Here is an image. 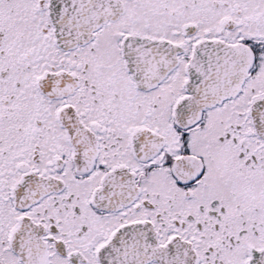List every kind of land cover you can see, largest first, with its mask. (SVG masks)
Listing matches in <instances>:
<instances>
[{
    "label": "snow or ice",
    "instance_id": "1",
    "mask_svg": "<svg viewBox=\"0 0 264 264\" xmlns=\"http://www.w3.org/2000/svg\"><path fill=\"white\" fill-rule=\"evenodd\" d=\"M0 264H264V0H0Z\"/></svg>",
    "mask_w": 264,
    "mask_h": 264
}]
</instances>
